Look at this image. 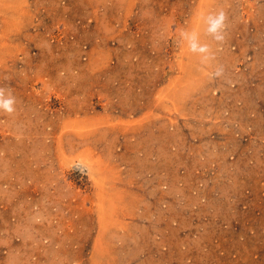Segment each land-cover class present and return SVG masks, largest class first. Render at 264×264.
I'll return each mask as SVG.
<instances>
[{
    "label": "rangeland",
    "instance_id": "374dc122",
    "mask_svg": "<svg viewBox=\"0 0 264 264\" xmlns=\"http://www.w3.org/2000/svg\"><path fill=\"white\" fill-rule=\"evenodd\" d=\"M0 87V264H264V0H0Z\"/></svg>",
    "mask_w": 264,
    "mask_h": 264
},
{
    "label": "clouds",
    "instance_id": "9594fccd",
    "mask_svg": "<svg viewBox=\"0 0 264 264\" xmlns=\"http://www.w3.org/2000/svg\"><path fill=\"white\" fill-rule=\"evenodd\" d=\"M203 24V36L210 37L217 45L214 50L212 44L202 42V34L195 29H183L179 32L180 41L187 46L188 51L199 57V63L202 66H211L216 60V52L220 50L227 38V32L230 27L229 17L225 10L219 9L209 12L201 18ZM225 74V68L221 64H216L214 71L209 73V79L222 78ZM18 100L13 94L11 88L0 87V115L14 116L17 111ZM83 173L90 171L89 166L81 161L75 165Z\"/></svg>",
    "mask_w": 264,
    "mask_h": 264
},
{
    "label": "bare ground",
    "instance_id": "6f19581e",
    "mask_svg": "<svg viewBox=\"0 0 264 264\" xmlns=\"http://www.w3.org/2000/svg\"><path fill=\"white\" fill-rule=\"evenodd\" d=\"M82 161V160H81ZM90 166V165H89ZM102 192V191H101ZM100 194V193H99Z\"/></svg>",
    "mask_w": 264,
    "mask_h": 264
}]
</instances>
